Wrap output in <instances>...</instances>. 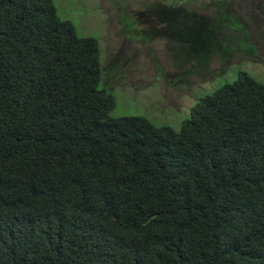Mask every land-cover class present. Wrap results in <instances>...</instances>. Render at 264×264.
Instances as JSON below:
<instances>
[{
    "label": "trees",
    "instance_id": "trees-1",
    "mask_svg": "<svg viewBox=\"0 0 264 264\" xmlns=\"http://www.w3.org/2000/svg\"><path fill=\"white\" fill-rule=\"evenodd\" d=\"M102 75L54 0H0V264H264V82L239 72L176 130L111 116Z\"/></svg>",
    "mask_w": 264,
    "mask_h": 264
},
{
    "label": "rangeland",
    "instance_id": "rangeland-1",
    "mask_svg": "<svg viewBox=\"0 0 264 264\" xmlns=\"http://www.w3.org/2000/svg\"><path fill=\"white\" fill-rule=\"evenodd\" d=\"M54 3L59 17L72 21L79 35L98 39L103 68L100 87L114 96L113 117L144 116L156 126L179 130L197 101L235 81L239 72L264 82V0ZM164 4L183 9L169 14L161 7ZM191 11L221 24L219 37L228 46L223 56H206L211 44L217 47L212 40L218 24L191 23ZM169 15L174 31L168 30L192 38V46L163 34L162 18Z\"/></svg>",
    "mask_w": 264,
    "mask_h": 264
}]
</instances>
